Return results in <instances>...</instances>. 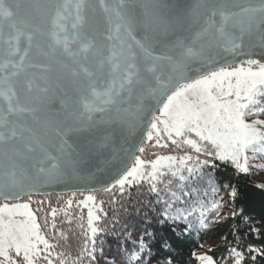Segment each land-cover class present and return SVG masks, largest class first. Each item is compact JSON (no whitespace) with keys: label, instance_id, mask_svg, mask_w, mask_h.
I'll list each match as a JSON object with an SVG mask.
<instances>
[{"label":"snow or ice","instance_id":"1","mask_svg":"<svg viewBox=\"0 0 264 264\" xmlns=\"http://www.w3.org/2000/svg\"><path fill=\"white\" fill-rule=\"evenodd\" d=\"M71 9L69 39L62 22ZM96 12L106 18L103 31L90 19ZM258 25L264 26V0H0V264H69L58 251L68 237L57 217L71 225L74 204L87 209V225L81 215L85 242L72 264L94 259L103 201L97 205L93 194L76 201L72 193L63 208L45 211L31 207V195L83 165L107 163L138 129V143L112 165L104 192L147 185L159 196L171 180L201 178L213 161L237 175L264 162V61L230 64L219 51L235 53ZM157 46L165 50L154 55ZM192 69L199 70L189 75ZM53 75L66 83L63 107L41 115ZM145 143L169 151L145 159ZM220 184L231 189L229 200L221 195L210 206L183 208L166 201L160 222L182 233L196 218L207 227L209 209L219 217L237 198L235 187ZM24 196L28 202H18ZM246 222L264 236V220ZM126 243L127 259L113 264H218L210 250L174 255L172 233H129ZM248 254L256 261L264 249L250 247ZM230 264H246L238 247Z\"/></svg>","mask_w":264,"mask_h":264},{"label":"trees","instance_id":"2","mask_svg":"<svg viewBox=\"0 0 264 264\" xmlns=\"http://www.w3.org/2000/svg\"><path fill=\"white\" fill-rule=\"evenodd\" d=\"M146 152L143 154L145 159L153 158L156 148H152L148 143L143 145ZM165 149V153H168ZM217 164L212 167L211 164ZM205 179L212 178L210 184L215 187V197L223 196L224 200H229L227 191L220 184H231L237 189V198L235 202L225 204L227 214L225 216L213 217L212 221L206 228L194 229L183 232L181 228L174 227L171 222L167 224L161 223V213L164 210V202L157 193L151 192L147 185L136 186L131 189H125L123 195L119 191L98 192L95 194L99 200L98 205L103 201V212L100 213V220L97 226L100 229L95 236L94 259L85 256L83 264H113L117 258L127 259L128 256V235L129 233H140L143 236L145 230L151 234L154 231L160 235L172 233L176 240V247L173 249L174 255H181L185 259L188 252L192 250H203L205 245H213L210 249L212 254L218 261V264H230V252L232 247H238L245 255L246 264H264V257H257L256 261L251 260L248 254L250 247L264 249V236L256 231H249V217L254 220V226L259 225L264 220V187L259 186L252 173L246 175H237L231 169L220 166L219 162H211L205 166ZM76 201L82 200L84 194L75 193ZM70 195H50L43 197H31V207L35 210L43 208L49 211L51 207L63 208V201L68 199ZM226 197V198H225ZM28 201V198L25 199ZM44 201L43 205L38 202ZM224 203V201L222 202ZM237 210V216L231 214L232 209ZM244 210L243 217L240 216V210ZM45 211L38 213L41 218ZM69 218L75 217L73 223L69 225L63 214H58V228L62 229L68 239L62 241L58 251L66 253L69 264L75 260L76 256L81 253L84 246L85 235L82 232L80 224V216L83 215V223L87 225V209H81L76 204L68 210ZM106 213V215H105ZM90 235V233H89ZM147 239V237H144ZM203 245L200 248L199 245ZM91 247V245H89ZM209 250V249H205Z\"/></svg>","mask_w":264,"mask_h":264},{"label":"water","instance_id":"3","mask_svg":"<svg viewBox=\"0 0 264 264\" xmlns=\"http://www.w3.org/2000/svg\"><path fill=\"white\" fill-rule=\"evenodd\" d=\"M70 2H74V0H70ZM117 2L118 0H113V3ZM71 12L72 16L68 20L62 22L64 25V32L69 35V39L71 38V34L73 32L71 25L75 17V9H71ZM90 19L94 24L99 26L101 31L104 30L106 18H101V14L99 12L90 13ZM108 27L113 31V34H115V21H113L111 25H108ZM64 32L61 33L62 36L64 35ZM192 35L194 36V33ZM157 49L158 50L157 52H154V55L159 54V51L161 50H165L159 49V46H157ZM219 51L230 64H237L247 58L260 59L264 61V26L258 25L253 30L251 37H249V34L245 33L244 43L240 49L235 50V53L230 51L225 52L223 49H220ZM213 56H216V54L213 53ZM216 58L219 59V57ZM221 63H223V61H221ZM198 70L199 69H192L188 74L192 75L193 72ZM65 89L66 83L63 79H58L56 75H53L50 78L47 99L40 105L42 108L41 115L48 114L51 116L61 111L63 107ZM139 135L140 130L138 129L134 134L128 136L127 143L121 140L116 147V152L113 156L109 157L107 163L103 160H97L92 166L83 165V170L77 172L72 177H63L60 182L49 184L44 187L38 186V190L33 192L31 197L102 192L103 188L107 186L111 180L112 165L117 164L119 160L124 157L125 151L128 149L130 144L134 142L138 143L137 137ZM136 154L139 155L138 152ZM27 198V196H24L20 201Z\"/></svg>","mask_w":264,"mask_h":264},{"label":"rangeland","instance_id":"4","mask_svg":"<svg viewBox=\"0 0 264 264\" xmlns=\"http://www.w3.org/2000/svg\"><path fill=\"white\" fill-rule=\"evenodd\" d=\"M149 145L151 146V144ZM156 149L157 151H154V153L167 154L165 153V149H160V148H156ZM148 159H151V158H148ZM206 172H207L206 168L204 167L203 176L201 178L199 179L194 178L188 181L186 184H181L176 180H171V183L165 185L159 193L160 199L164 202V207H165L166 201L171 202L173 205V208H183L186 204H192V203L210 206L214 200H218L219 198L215 197V191H214L215 187H212L210 184V181L212 180V178L209 177L206 180L204 177ZM249 173L253 174V178L255 179L256 183L259 186L264 187V162L258 161L254 166L250 168ZM173 193L175 194V198H173V195H172ZM88 194H93V193H87L84 195L86 196ZM20 202L23 203V202H28V201L23 200ZM222 202L223 201H220V203ZM98 203H99V200L96 198V204L98 205ZM211 212L212 211L209 209L208 224L212 221L211 216H209ZM226 214H227V207H223L222 209H220V215H219L220 217L225 216ZM213 217H216V216L213 214ZM194 229H203L200 226L199 218L192 220V226L190 230H194ZM212 246L213 245L207 244L205 245V249L210 250ZM205 249L199 250V251H206Z\"/></svg>","mask_w":264,"mask_h":264}]
</instances>
